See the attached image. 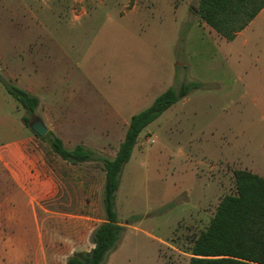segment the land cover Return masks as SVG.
Returning a JSON list of instances; mask_svg holds the SVG:
<instances>
[{
  "label": "rangeland",
  "instance_id": "1",
  "mask_svg": "<svg viewBox=\"0 0 264 264\" xmlns=\"http://www.w3.org/2000/svg\"><path fill=\"white\" fill-rule=\"evenodd\" d=\"M197 3L0 0V74L36 86L26 91L39 100L28 115L0 83V148L30 138L57 175L48 185L34 161L32 208L21 194L8 202L14 186L0 165V264H66L92 248L104 218L101 163L53 154L29 127L36 117L67 148L113 157L133 114L167 88L198 83L139 134L115 196L125 230L102 264H188L194 238L235 192L233 170H264V20L246 44L227 41L202 24ZM39 241L52 253L33 256Z\"/></svg>",
  "mask_w": 264,
  "mask_h": 264
},
{
  "label": "trees",
  "instance_id": "2",
  "mask_svg": "<svg viewBox=\"0 0 264 264\" xmlns=\"http://www.w3.org/2000/svg\"><path fill=\"white\" fill-rule=\"evenodd\" d=\"M263 7L264 0H198L196 10L200 21L231 41ZM0 83L28 115L35 113L39 103L36 96L1 74ZM197 86V82H184L178 88H167L149 106L133 114L113 157L99 155L83 144L67 148L52 131L40 138L46 140L52 153L61 159L72 164L98 161L104 171V218L92 231L93 246L89 250L73 252L67 257L66 264H102L117 246L125 226L118 219L115 196L121 172L131 157L138 136ZM23 120L28 123V116H23ZM233 175L235 192L221 198L207 227L194 238L188 264H264V176L246 168L234 169Z\"/></svg>",
  "mask_w": 264,
  "mask_h": 264
},
{
  "label": "crops",
  "instance_id": "3",
  "mask_svg": "<svg viewBox=\"0 0 264 264\" xmlns=\"http://www.w3.org/2000/svg\"><path fill=\"white\" fill-rule=\"evenodd\" d=\"M262 20H264V7L259 11V13L254 17V19L250 21V23L243 30H241L240 32L236 34L233 40H236L237 38L238 39L242 38V43L246 44L247 43V38H246L247 32L253 31L254 25L258 21H262ZM202 24L207 26L209 30L214 31L206 23L202 22ZM31 47H36V46H30V48ZM17 78H18L17 76L13 77L14 80H17ZM24 87L26 88V90L33 92L36 86H28L25 84ZM46 109L49 110L48 107ZM29 140L31 139L28 138L26 140V139H20V138L13 137L12 141L7 142V145L5 148L3 147L0 148V165L2 167L3 175L5 174L3 176L4 181H6L10 186H14V188L12 187V190H13L12 194L7 199L8 202H12V203L15 202L16 194L17 195L21 194L24 197H26L28 206L32 207L34 205H31L32 203H30L31 201H30L29 195L26 192L30 191L31 184H29L30 181H28V178H29L28 176H29L30 170L33 168L34 161L38 163V167H41L42 169H44L45 171L43 172L44 174L48 172L49 174L48 179H47L49 182L48 185L55 183V180H57V175H54L52 171L46 170L48 168L46 166L45 160L41 152H39L38 150H32V149L31 151L28 150L27 143L29 142ZM250 171L264 176V170L262 169L259 172L255 170H250ZM22 174H24V176ZM21 175L24 178H21L22 177ZM45 210L50 211L49 209H45ZM33 218H34V222L38 223L37 221L38 218L36 214L33 215ZM38 240L40 239L38 238ZM30 252L32 253L33 256H36V255L44 256V255H49L52 253L48 251L46 246L41 241H39V243L36 246H34ZM22 254L24 253L22 252Z\"/></svg>",
  "mask_w": 264,
  "mask_h": 264
},
{
  "label": "water",
  "instance_id": "4",
  "mask_svg": "<svg viewBox=\"0 0 264 264\" xmlns=\"http://www.w3.org/2000/svg\"><path fill=\"white\" fill-rule=\"evenodd\" d=\"M29 127L39 138H42L48 130L47 126L38 117L34 118V120L29 123Z\"/></svg>",
  "mask_w": 264,
  "mask_h": 264
}]
</instances>
